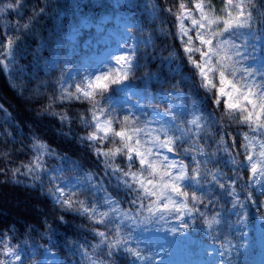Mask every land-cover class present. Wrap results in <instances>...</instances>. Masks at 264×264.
Returning <instances> with one entry per match:
<instances>
[{"label":"snow or ice","instance_id":"snow-or-ice-1","mask_svg":"<svg viewBox=\"0 0 264 264\" xmlns=\"http://www.w3.org/2000/svg\"><path fill=\"white\" fill-rule=\"evenodd\" d=\"M22 7L23 0L0 4V17L5 10L19 15ZM43 12L41 7L30 20ZM152 12L161 23L174 18L175 31L157 32L179 41V49L166 48L167 55L161 56L174 66L176 82L150 71L140 75L146 67L141 49L154 46L155 40L152 34L143 40L127 35L125 24L116 40L122 51L74 68L67 53L62 62L52 61L49 67L61 76L43 106V114L54 115L61 124L79 123L85 132L78 137L80 143L103 165L105 175L116 177L130 207L123 209L102 180L35 136L27 145L31 158L15 166L7 150L15 136L0 131V176L35 189L51 202L59 223H67L70 216L88 222L95 243L70 246L81 264H234L233 254L243 245L226 238L225 213H234L235 223L244 225L253 208L264 220V0H220L219 6L214 0H160ZM9 27L10 32L0 25V71L22 73L15 67V54L31 23L17 21ZM49 83L37 92L47 91ZM201 92L198 103L195 97ZM133 97L135 107H151L152 119L132 108L122 110ZM153 101L164 103L167 111ZM73 104L86 107L73 117L68 111ZM57 106L65 110L56 111ZM55 157L68 161L69 170L82 174L83 180L67 187L64 168L48 165ZM100 191L105 195L97 199ZM225 197L229 199L222 203ZM44 227L51 231L47 220ZM145 230L165 233L156 237L158 249L142 246L136 233ZM194 231H202L207 242L190 251L189 234ZM34 232L26 227L21 235L28 239L21 243L14 242V227L0 231V264H37L42 246L29 243ZM49 258L55 259L44 249L40 264Z\"/></svg>","mask_w":264,"mask_h":264},{"label":"trees","instance_id":"trees-1","mask_svg":"<svg viewBox=\"0 0 264 264\" xmlns=\"http://www.w3.org/2000/svg\"><path fill=\"white\" fill-rule=\"evenodd\" d=\"M8 2L11 0H0V4ZM159 2L160 0H131L128 4L121 5V9L136 18L139 26L136 31L141 33L140 30L143 29V34H141L143 37L152 34L155 40L154 46L150 45L147 49H141L146 67L142 68L140 75L150 71L153 74L158 73L164 81H173V77H178V74L174 66H169L161 59V56L167 55L166 48L174 46L179 49L180 44L172 36L165 37L157 32L161 28L175 31L172 27L174 18L164 23H161V19L154 18L152 6ZM214 2L217 6L220 5V0H214ZM41 7L44 8V12L35 16L34 20H30ZM115 11L117 10L113 0H23L19 15L7 10L3 12L0 25L8 28L9 32L11 31L9 25L15 26L17 21H30L31 28L21 38L15 54V67L23 69V72L0 71V131L12 132L15 136V140L7 145V150L15 160V166L26 163L31 158L27 145L33 136L38 137L49 144L56 153L68 157L70 161L79 162L85 172L95 175L97 181L102 180L107 194L118 199L120 206L127 209L130 207L127 203L129 197L126 196L123 186L111 173L105 175L103 165L99 164L80 143L78 137L84 135L85 132L79 123L74 122L69 126L61 124L54 115L43 114L44 103L47 97L53 95L56 78L61 76L59 71H54L49 67V63L56 57L58 44L66 39L73 27L78 25L84 17L96 19ZM157 35L159 39H156ZM162 42H165L163 46ZM45 60L48 61L47 64L44 63ZM45 82H50L48 90L38 93L37 88ZM155 87L159 90L160 85ZM164 90L167 91L168 86H165ZM202 98V92L199 97H195L198 103L202 101ZM85 107L86 105L73 104L68 107L69 115L76 117L84 111ZM64 110V107H56V111L63 112ZM136 113L143 114L140 111ZM3 139L4 137L0 136V141ZM58 162H64L67 167L71 168L68 161H62L59 157L48 160V165H55ZM117 162H119V157H117ZM223 171L228 172L227 166L223 167ZM70 173L83 180V175L79 172L70 171ZM8 179L6 176H0V231L14 227L16 232L14 242L22 243L28 239L27 236L21 235L26 231V227L36 229L37 232L31 234L35 239L34 241L29 240V243L48 246L62 261L81 264L82 258L79 254L73 255L70 246L74 243H95L88 230V222L80 216H70L67 223H59L50 201L43 196H38L35 189L9 183ZM104 195L105 192L100 191L96 198L99 199ZM227 199L229 198L225 197L222 203ZM228 207L230 208V205ZM260 215L261 213H258L256 209L250 208L248 219L253 223L260 218ZM225 219L226 238L230 239L233 244L243 245L238 249V253L233 254L234 264H258L257 240L253 237L250 242L232 231L231 228L236 225L237 219L234 213H225ZM45 220L51 224V231L44 227ZM143 232L146 234L145 231ZM38 233L45 234L48 239H42ZM189 235L198 242H207L202 231H194ZM149 240V235L147 238L144 236L142 246L152 248L148 244ZM83 264H87V261H83Z\"/></svg>","mask_w":264,"mask_h":264},{"label":"rangeland","instance_id":"rangeland-1","mask_svg":"<svg viewBox=\"0 0 264 264\" xmlns=\"http://www.w3.org/2000/svg\"><path fill=\"white\" fill-rule=\"evenodd\" d=\"M131 0H113V4L117 11L113 13H108L107 15H102L93 19L91 17H84L81 22L74 26L71 30V33L66 37L63 42L58 44V49L56 51V57L52 61H60L62 62L65 53L71 56V59L75 62V64L69 65L70 68H74L81 63H95L105 58L109 52H118L123 49L116 48V40L119 37V34L124 32V26L127 24L129 27L127 29V35L131 37H139L143 40L145 37L141 35L138 30V24L136 18L130 13H127L123 9H121V5L128 4ZM187 23V22H186ZM131 42V41H130ZM122 43V40H121ZM52 62L49 63V65ZM79 79V76H77ZM136 97H133L131 101L126 102L122 106V110L127 111V109L132 108L135 112L149 113L148 119H152L151 115V107L141 110L140 108L135 107ZM155 107L159 108L161 111H167L164 103H156L153 101ZM158 125H153L156 127ZM60 166L64 168L63 178L68 181L67 187H72L74 182L77 179L82 180L79 176L75 174H71L69 170L70 167H67L64 162H58L55 165H50L49 167ZM83 198V197H81ZM106 206H102L103 208ZM233 232L240 234L243 231V235L240 237L247 239L248 241H252L253 237L257 240L259 246V252L257 254V262L258 264H264V220L257 218L253 223L248 219L246 224L244 225H235L231 228ZM146 234L143 232L136 233L137 236H140L141 240H143L144 236L147 238L149 235L148 244L152 246V248H159V244L156 241V237L159 235H165V233H156L154 231L145 230ZM191 236V235H190ZM171 239V237H169ZM191 240L193 244L191 245L190 251L192 249H198L200 241H196L194 237L191 236ZM40 245V244H37ZM42 248L37 251V264H40V257L43 256L44 249H48L52 255L55 257L53 260L49 258L47 264H56L57 261H62L59 257L49 248L48 246L41 245ZM25 251H28L25 249ZM29 254H31L29 252ZM191 259L195 260L196 256L193 253L191 255ZM217 259H219L217 255ZM73 264V263H70Z\"/></svg>","mask_w":264,"mask_h":264}]
</instances>
